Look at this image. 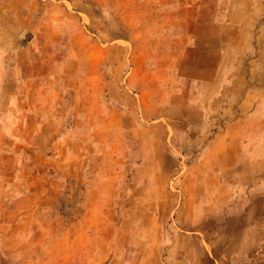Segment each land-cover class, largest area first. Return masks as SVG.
Returning a JSON list of instances; mask_svg holds the SVG:
<instances>
[{"label":"rangeland","instance_id":"rangeland-1","mask_svg":"<svg viewBox=\"0 0 264 264\" xmlns=\"http://www.w3.org/2000/svg\"><path fill=\"white\" fill-rule=\"evenodd\" d=\"M0 264H264V0H0Z\"/></svg>","mask_w":264,"mask_h":264}]
</instances>
